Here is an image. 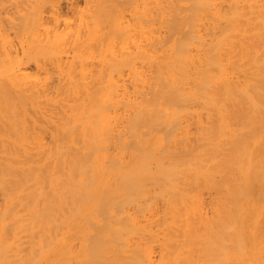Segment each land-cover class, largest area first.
Listing matches in <instances>:
<instances>
[{"label":"bare ground","instance_id":"obj_1","mask_svg":"<svg viewBox=\"0 0 264 264\" xmlns=\"http://www.w3.org/2000/svg\"><path fill=\"white\" fill-rule=\"evenodd\" d=\"M61 1L22 2L23 58L0 48L13 62L12 89L1 91L6 71L0 84L10 130L0 131V264H264V0H230L229 11L227 0H178L172 21L173 0H134L150 9L147 20L137 5L144 39L129 36L136 23L121 11L132 0H87L62 35ZM49 66L66 109L55 127L44 119L60 101L48 90L52 70L42 74ZM29 116L52 126L51 144ZM195 128L206 142L184 155ZM208 193L218 196L211 216Z\"/></svg>","mask_w":264,"mask_h":264},{"label":"rangeland","instance_id":"obj_2","mask_svg":"<svg viewBox=\"0 0 264 264\" xmlns=\"http://www.w3.org/2000/svg\"><path fill=\"white\" fill-rule=\"evenodd\" d=\"M4 1H5V0H4ZM11 1H12V0H11ZM23 1H24V0H13V1H12V2H15L14 4H16V2H19L20 5H21V7L19 6V8H18L17 4H16L17 7H16V6H11L13 9H12L10 6L8 7V5L11 4V3H10V2L8 3L7 0L5 1V3L7 2L8 5H6V4H7V3H6L5 5H2V6L0 7V11H2L1 8H3V6H4L3 9L5 10V11L3 10V11H2L3 13L1 12L2 14H0V16L3 17V19H2V17L0 18L1 20H3V21L0 20V32H2V31H1V29H2L1 26H2V27L5 26V29H6V30H3V29H4V27H3V29H2L3 32L1 33V34H3V35L0 34V36H1V38H0V48H1V46H2L3 51H5V50H4V47L6 48L7 46H8V47H9V46H10V47L12 46L11 48H16V50L19 51V53H18V52H16V50H15V53H16V54L14 53L15 56L13 55V58H9V59H11V60L13 59V62L16 61V60L19 61L18 58H20V60H21V58H23V55H22L23 52H22V47H21V46H23V39H24V35H25V31H24L25 28H24V26H23V27L20 26L22 29H21V30H18V29H20L18 23H21L22 20H21V18H19V17H17V16H18L19 13L21 14V13H23V12H25V11L28 10V9H25V8H27V4H28V7H29V6H30L29 4H32V3L35 2L36 0H34V1H33V0H29V1H31L32 3H30V2L27 3V2H25V1H24V2H23ZM26 1H27V0H26ZM67 1H68V0H67ZM67 1H66V2H67ZM130 1H131V0H130ZM130 1H128V2H130ZM132 1H134V0H132ZM132 1H131L130 3L133 4ZM148 1H150V0H148ZM154 1L157 3L159 0H154ZM22 2H23V3H27V4H24V5H23ZM66 2H65V0H64V1L62 0V1H61V5H60V9H61V10H59V12L61 13L62 16H61L60 13H59V14H58V19H59V17H61L62 20H61V18H60V19L58 20L57 23H58V26H59V27H58V31H60L62 35H68V36H70V35L72 34V33H71V30H72L71 28L73 27V25H74L73 29H76V28L79 26V23L81 22V21H80L81 15H82L83 13H84V15H85V13L87 12V9H88V7H89L90 5L88 6V5L86 4V3H88L87 0H77V2L79 3V4L77 3V4L79 5V7L76 8L77 10H75V9L70 8V3H69L70 1L67 2V3H66ZM135 2H136V1H134V5H133L134 7H133L130 3H129L130 6H128V5H129V4H128L127 6H120V7H121V11H122V12L124 11L123 14H125V16L127 15L126 20L130 17L128 20L131 21V22H130L131 24H128V23H126V24H128V26H129V25H132V24H135V23H136L135 26L133 25L134 28H133L132 26H129L130 29L135 30L134 32H132V30H131L132 35H129V36L132 37V38H134V37H136V36L138 35V36H137L138 39L141 38L140 36H142V39H144L143 36H144V34H146V33H145V30H146V29H144V32H143L144 34H142L141 32L143 31V29H142V28H141L142 30L139 29L140 27L137 26V25H139V24H137V22H135V21H138V23H139V19H138V17H140V23H141V21H142V24H143V22H144V24H145V23L148 24V22H145V21L150 20V14H148L150 9L144 5V2H137V3H135ZM263 2H264V1H263ZM68 3H69V4H68ZM140 4H141V6H140ZM142 4H143V6H142ZM177 4H178V0L170 1V6H173V7L171 8V10L173 11V12H171V18H172L171 21L174 20V18L178 17L177 15H181V14H183V12H182L181 9H180V5H179V7H178L177 10H174L175 7L177 6ZM11 5H12V4H11ZM22 5L24 6V9H22V10H24V11L21 10V12H20V9L23 8ZM137 5H139L142 9H145V8L148 9L146 12L143 11V13L145 12L144 15H143V13H142V15L144 16V18L147 19V20H144V21H143L144 18H143V16L141 15L142 10H138V11H137V9H140L139 6H138L139 8H137ZM229 5H230V0H227V1L224 2L225 10H228V11H229V9H230V6H229ZM5 6H7V10L11 8L10 11L8 10L9 12H11V11L13 10V11H12V14H11V13H9V15H8V13L5 14V12H7ZM61 6H62V7H61ZM14 7H16V8H14ZM71 7H72V6H71ZM124 7H126V11H127V13H125L126 11H125ZM149 7H151V5H150ZM17 8H18V11L16 10ZM118 8H119V7H118ZM132 8H134L136 11H134V9H132ZM14 9H15L16 11H14ZM63 11H64V12H63ZM121 11H120V12H121ZM132 11H134V12H132ZM139 11H141V12H140V15H141V16H139ZM15 12H16V13L18 12V14H15ZM49 12H50L52 15H51ZM62 12H63L64 15L62 14ZM81 12H83V13L80 14ZM122 12H121V13H122ZM131 12H132V13H131ZM135 12H136V13H135ZM157 12H158V11H157ZM47 13H48V17H46V18H49V19H48L49 22L53 25V24L56 22V20H55L53 17H54V16H57V14L54 15V13H53L52 10H51V11L48 10ZM118 13H119V11H118L116 14H118ZM134 13H135V14H134ZM10 14H11V15H10ZM14 14L17 15V16L15 17ZM130 14H131V16H130ZM132 14H133V16L136 17V19H135V17H134V18H131V17H133ZM137 14H138V15H137ZM59 15H60V16H59ZM147 15H148L149 17H148ZM19 16H20V15H19ZM66 16H67V18L70 16L69 18H71V19L73 20V23H71V21H72L71 19H70V21L68 20L69 18L66 20ZM128 16H129V17H128ZM4 17H5L6 19H5ZM14 17H15V18H14ZM20 17H22V14H21ZM16 18H18V19H16ZM148 18H149V19H148ZM14 19H15V20H14ZM134 19H135V20H134ZM137 19H138V20H137ZM141 19H142V20H141ZM11 20H13V21H15V22H16V21L18 22V23L16 22V23L18 24V25L16 24V25H17L16 28H15V27L12 28V26H11V22H10ZM60 20H61V21H60ZM65 20H66V21H65ZM128 20H127L126 22H128ZM132 20H133V22H132ZM160 20H162V13H161V11L157 14V22L159 23ZM65 22H66V23H65ZM68 22L71 23V26H70V23H68ZM74 22H75V23H78V26H77V24H75ZM50 23H49V24H50ZM59 23H60V24H59ZM67 24H68V27H66ZM72 24H73V25H72ZM144 24H143V25H144ZM147 24H145V28L148 26ZM12 25H13V23H12ZM54 25H56V23H55ZM54 25H53V26H54ZM123 25H125V24H123ZM69 27H70V28H69ZM131 27H132V28H131ZM136 27H138V30H136V29H137ZM148 27H149V26H148ZM7 28H8V29H7ZM9 28H10V29H9ZM64 28H65V29H64ZM66 28H67V30H66ZM68 28L70 29V31H69ZM51 29H52V27H51ZM84 29H85V33H86V30H87V29H86V28H84ZM128 29H129V28H128ZM130 29H129V30H130ZM63 30H65V31H63ZM105 30H107V29H105ZM105 30H104V32H105L106 34H108V32H106ZM139 30H141V32H140ZM5 31H6V32H5ZM66 31H68V33L70 32V34H66V33H67ZM74 31H75V30H74ZM74 31L72 30V32H74ZM101 31H102V33H103L104 35H106V34L103 32V29H102ZM107 31H108V30H107ZM138 31L140 32V35H139ZM147 31H148V32H147ZM147 31H146L147 34H148V33L150 34L151 29H150V30L147 29ZM115 32H116V31H115ZM115 32H113V35H114V37H115V38H114V39H115L114 42L116 41V42L118 43L119 41H117V40L120 39L122 36H121L120 38L117 39V35L115 34ZM116 33H118V31H117ZM133 33H134V34H133ZM136 33H137V34H136ZM6 34H7V36H6ZM120 34H121V32H120ZM129 34H130V33H129ZM149 34H148V35H149ZM219 34H220V28L217 29V35H219ZM8 35H9V36H8ZM99 35H102V34H99ZM133 35H134V37H133ZM172 35H173V34H172V30H171V36H172ZM217 35H216V36H217ZM119 36H120V35H118V37H119ZM127 36H128V35H127ZM127 36H126V38H127ZM18 37H19V38H18ZM102 37H103V36H102ZM116 39H117V40H116ZM134 39H135V38H134ZM9 40H11V41L13 40V41L10 42ZM121 40H122V39H121ZM6 41H7V42H6ZM114 42H113V43H114ZM122 42H123V40H122ZM130 42H131V43H129V45L131 46L132 41H130ZM143 42H145V40H144ZM14 43H15V44H14ZM21 43H22V44H21ZM117 43L115 44V46H121L120 44L117 45ZM17 44H18L19 46H18ZM14 45H15V46H14ZM3 46H4V47H3ZM123 46H124V45H123ZM121 47H122V46H121ZM17 48H19V49H17ZM117 48H118L119 50H118ZM133 48H135V47H132V50H134ZM20 51H21V54H20ZM116 51H120V47H116ZM1 52H2V51L0 50V54H1ZM19 54H20V55H19ZM4 56H5V54H4L3 56H0V59H2V60L4 59V60L2 61V62H3V65L5 64V67H4V66H0V67H3L2 69L0 68V74H1L2 71H6V73H4V76H3L2 74L0 75V76H1V78H0V84H1V81H2V76H3V78H4V79H3V82H5V83L2 82L3 84L1 85V87H3V89L1 90V87H0V90H1V91H3V90L6 88V85H9V84H10V85H9V89H10V88L12 89V86H11V84H12L11 82H12V81L10 80V78H9L8 80H6V79L10 76V75L8 74V73H9L8 70H9V68H10V66L12 65L13 62H9V61H7V59H5V58H7V57L4 58ZM5 61H7L8 66H7V63H5ZM0 62H1V61H0ZM2 62H1V63H2ZM1 65H2V64H1ZM32 65H33V66H32ZM33 67H35V68L33 69ZM49 67H51V66H49ZM49 67H48V68H49ZM29 68H30L29 71H30L31 73H33V71H34L35 73L38 72V68H37V66H36L35 63L31 64V66H29ZM31 68L33 69V71H32ZM7 69H8V70H7ZM50 69H51L52 71H51ZM7 71H8V72H7ZM47 71H51V73H52V74L50 73L51 79L48 81V88H49L48 90H49V93H51V94L53 93V96H54V97H55L54 94H57L58 97H57L56 99H57V100H60V101H59V102H55V104L50 105V106L47 105V107H46V108H47L46 113L48 112V114L45 113L46 115H48V116H47V117H48L47 120H48L49 117H50L51 121L48 122V121H46V118H44V117H43V118L45 119V122H46L47 124H48V123H52V122H54V123L51 124V125L55 127V122L60 123V125H61V123L63 124V120H64V118H61V117H62V115H61L62 113H61V112L64 111V110H66V109L64 108L65 106H62V105H61V107H62L61 110H60V107H59V106H60V102H61V98H63V95H59L58 93H60V92L57 90L58 86L61 84V83H60V82H61V80H60V75H59V73H58L57 70H56V71H53L52 67L49 68V69H46V71H43L42 74H43L44 72H47ZM2 73H3V72H2ZM45 76H46V75H45ZM52 76H53V77H52ZM235 76H236L237 78H239V76H237V75H235ZM241 78H242V77H241ZM58 79H59V81H58ZM4 80H5V81H4ZM52 80H53L54 83L51 82ZM7 81H8V82L10 81V83L7 84V83H8ZM57 82L60 83V84L58 83V86L56 85ZM5 84H6V85H5ZM54 84H55V85H54ZM4 86H5V88H4ZM54 88L56 89V91H58V93L55 91ZM53 89H54V90H53ZM0 95H2V94H0ZM0 101H3V99H0ZM63 108H64V110H63ZM44 109H45V108H44ZM30 111H31L30 113H35V110H34V109H31ZM60 113H61V114H60ZM63 113H64V112H63ZM204 113H206V111H204ZM45 114H42V115H45ZM29 115H31V114H29ZM32 115H35V114H32ZM37 115H39L38 118H40V116H42L41 113H40L39 111H36V116H37ZM46 115H45V116H46ZM64 116H65V115H63V117H64ZM205 116H206V114H205ZM29 117H30V116H29ZM31 117H32V116H31ZM31 117H30V118H31ZM208 117H209V116H208ZM208 117L206 116V117L204 118V120L207 119V122H206V124H208L207 126H209L210 121H211L210 117H209V118H208ZM30 118H29V123H30ZM32 118H34L33 120H35V118H37V117L33 116ZM38 118H37V119H38ZM43 118H40V119L44 120ZM40 119H38L39 122H41ZM31 120H32V119H31ZM33 120H32V121H33ZM209 120H210V121H209ZM32 121H31V122H32ZM208 121H209V123H208ZM37 122H38L37 120H36V123H34V121H33L34 124L31 123V128L34 127V129H36L37 131L40 130V131H39V132H40L39 134L43 135L42 138H43L44 141H46L47 139H48V140L51 139V135L54 133V132L52 131V129H53L52 126L50 125L51 127L49 128V127L44 123V121H42L41 123H43L44 125L40 123V127L43 126V130H41V128L37 129V128H38V126H37ZM0 123H1V120H0ZM58 123H57V124H58ZM32 125H33V126H32ZM35 125H36V126H35ZM38 125H39V124H38ZM44 126L47 127V128H49V130L52 128V129L50 130L51 132H50L49 130L47 131V129L45 128L46 131H47L46 133L48 134V135H47V134H46V135H47L48 137L45 136V133H44V132H45V130H44ZM207 126H206V127H207ZM1 127H2V128H1ZM6 127H7L6 125L2 124V126H1V124H0V131H4V132H6L7 134H10V130H7ZM35 127H36V128H35ZM7 128H9V127H7ZM34 129L32 128V132H35L34 134L36 135L38 132L36 133V131H35ZM195 129H196V128H195ZM7 131H8L9 133H8ZM42 131H43V132H42ZM194 131H196V133H194L193 135H196V136H193L194 141H193V139L189 140V143H190V144H191V142L193 141L191 145L188 144V146H189L190 148H191V147L194 148L196 145L193 144V143L196 142V144H197V141H198V143L200 142V144L206 142V140L203 138V136L200 135L199 129H198V133H199V134L197 133V129L194 130ZM41 132H42V133H41ZM51 133H52V134H51ZM39 134H37L36 136H41V135H39ZM53 135H54V134H53ZM53 137H54V136H53ZM53 137H52V138H53ZM195 137H197V138H200V137H201V139L203 138L205 141L203 140V142H202V140H199V139H197V138H196V139H197V141H196ZM45 139H46V140H45ZM52 140H53V139H52ZM52 140H49L48 142L46 141V143H47V144H51V143H49V142H50V141L53 142ZM54 140H55V137H54ZM54 143H55V142H54ZM53 145H54V144H53ZM53 145H52V146H53ZM192 145H195V146H192ZM198 145H199V144H197V146H196L194 149H193V148L190 149L189 147H187V149H189V150L186 149V150H187V153H186V151H183L182 153H183V154H184V153H185V154H189V153H190L189 155H191V154L194 153V152L196 153V150H197V153H198L199 151H198V148H197V147H199V148L201 149V148L204 146L203 144H202L201 146H200V145L198 146ZM180 146H181V147H186L185 145H180ZM180 146H179V147H180ZM35 148H37V147H35ZM35 148H34V149H35ZM200 149H199V150H200ZM35 150H36V149H35ZM35 150H34V151H35ZM184 150H185V149H184ZM191 150H192V151H191ZM189 151H191V152H189ZM3 152H4V151H3V146H2V144H1V142H0V156H2V157L4 156V153H3ZM195 153H194V154H195ZM185 154H184V155H185ZM5 155L8 156V157H11L10 154H5ZM2 159H3V158H2ZM2 159H1V160H2ZM154 189H155V187H154ZM157 190L159 191L158 188H157ZM157 190H156V189L153 190V191H156V192H154V193H157V192H158ZM152 193H153V192H152ZM154 193L152 194V196L154 195ZM209 194H210L211 196H213L212 193H208V194H206V198H207V199L209 198V200H211L212 197H210ZM216 194H217V193L215 192L214 195H216ZM155 195H156V194H155ZM218 195H219V194H218ZM217 197H218V196H213V199H214V198L217 199ZM2 199H3V194L1 193V190H0V203L2 202ZM213 199H212V200H213ZM216 199H214L213 201L211 200V201H212L211 204H213L214 201H216ZM209 200H208V201H209ZM159 203H160L159 205L161 206V204H162L163 202H161V200H159ZM163 204H164V203H163ZM163 204H162V205H163ZM160 208H161V209L163 208V209L165 210L166 207L164 208V206H163V207H160ZM212 209H213V211H214V204H213L212 207H210V204H208V205L206 206V211L209 212V215H210V216L213 214ZM161 212H162V211H161ZM163 214H164V211H163V213H161V215H163ZM161 229H162L161 227H158V226L155 227V230H157V231L159 230V232H162ZM160 230H161V231H160ZM158 234H159L160 236L163 235V233H162V234H161V233H158ZM155 256H156L155 259H157L156 261H159V260H160V256H161V250H160V247H159V246L156 248Z\"/></svg>","mask_w":264,"mask_h":264}]
</instances>
